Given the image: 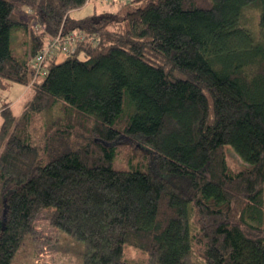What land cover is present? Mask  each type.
I'll use <instances>...</instances> for the list:
<instances>
[{
    "label": "trees",
    "instance_id": "16d2710c",
    "mask_svg": "<svg viewBox=\"0 0 264 264\" xmlns=\"http://www.w3.org/2000/svg\"><path fill=\"white\" fill-rule=\"evenodd\" d=\"M129 1L140 4L118 18L76 16L86 0H0L2 88L32 73L13 29L41 26L32 56L59 30L86 35L45 63L20 114L0 108V264L48 207L49 223L83 243V264H264V0ZM54 107L36 133L33 119ZM121 135L144 139L151 159L114 168L116 147L94 138ZM126 246L146 260L125 259Z\"/></svg>",
    "mask_w": 264,
    "mask_h": 264
},
{
    "label": "rangeland",
    "instance_id": "374dc122",
    "mask_svg": "<svg viewBox=\"0 0 264 264\" xmlns=\"http://www.w3.org/2000/svg\"><path fill=\"white\" fill-rule=\"evenodd\" d=\"M89 3L83 9L76 10L74 14L76 16L93 15L111 13L120 18L125 15L127 11L133 9L140 3L130 2L129 0H88ZM129 1V2H128ZM143 3V2H142ZM22 9L28 13H32L31 9L27 6H22ZM247 16L250 17L247 24H250L253 28H256L258 20V12L255 9H249ZM32 20V21H31ZM31 26H34L36 30L41 29L38 23H35L33 19H30L27 29H13L10 34V48L15 56L22 59H28L31 61ZM60 31V30H59ZM52 36L47 37L49 40ZM91 41L94 42L93 36ZM98 43V38L95 36ZM44 43V44H45ZM76 48L74 49V51ZM73 51V52H74ZM59 56V55H58ZM57 56V57H58ZM65 56V55H61ZM29 65L31 68V62ZM48 60H45V63ZM44 63V66H45ZM31 78L26 85H22L18 82H12L8 87H0V108L4 105L11 107L12 112L18 115L23 110L25 104L30 100L33 93L32 86L34 82L40 77H36L33 69L31 68ZM58 109L54 107L49 113H40L34 118L33 124L34 131L36 133H42L45 127V121L49 120L52 116L58 113ZM2 116L0 114V123ZM31 126V127H32ZM97 142L106 144L107 146L116 147V156L112 162V165L116 169H129L132 165L139 163L141 155L146 153L148 159H151V155L142 138H133L126 136H118L112 141H103L98 138H94ZM225 159L230 170L236 171L241 169L246 164L238 156V154L227 145L225 147ZM263 203H264V190H263ZM52 207L41 210L34 221V228L36 230L34 236H28L24 239V242L17 249L16 253L12 257L9 264H83V243L72 236L62 232L61 230L53 227L49 223ZM194 222V221H193ZM195 224V223H194ZM263 237H264V210H263ZM194 225H191V229ZM195 247V246H194ZM197 247L194 248L192 257L195 261H199ZM124 258L131 262H139L146 260L147 256L141 250L132 246H126L124 249Z\"/></svg>",
    "mask_w": 264,
    "mask_h": 264
},
{
    "label": "built area",
    "instance_id": "2783aa9c",
    "mask_svg": "<svg viewBox=\"0 0 264 264\" xmlns=\"http://www.w3.org/2000/svg\"><path fill=\"white\" fill-rule=\"evenodd\" d=\"M85 38L86 35L82 31L68 33L58 31L56 35L47 40V42L37 50L32 57L31 68L33 69L35 76L42 77L46 73L44 66L45 60H49L60 53L65 55L72 53L77 44ZM93 38L95 42V36H93Z\"/></svg>",
    "mask_w": 264,
    "mask_h": 264
},
{
    "label": "crops",
    "instance_id": "0c3cea01",
    "mask_svg": "<svg viewBox=\"0 0 264 264\" xmlns=\"http://www.w3.org/2000/svg\"><path fill=\"white\" fill-rule=\"evenodd\" d=\"M89 3V1L88 0H86V2H85V4L81 7V8H79V9H77V10H80V9H83L84 7H86V5ZM59 55V56H58ZM56 57H55V62L56 63H58V62H61L65 57H66V55L65 54H63V55H65V56H61L62 55V53H60V54H58ZM30 60H28V62H29ZM31 61H32V59H31ZM30 61V62H31ZM11 84V83H10ZM9 84V85H10Z\"/></svg>",
    "mask_w": 264,
    "mask_h": 264
},
{
    "label": "bare ground",
    "instance_id": "6f19581e",
    "mask_svg": "<svg viewBox=\"0 0 264 264\" xmlns=\"http://www.w3.org/2000/svg\"><path fill=\"white\" fill-rule=\"evenodd\" d=\"M46 41V40H45ZM45 43V42H44Z\"/></svg>",
    "mask_w": 264,
    "mask_h": 264
}]
</instances>
